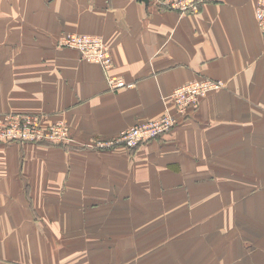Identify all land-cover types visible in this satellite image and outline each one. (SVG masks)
I'll return each instance as SVG.
<instances>
[{
  "label": "crops",
  "instance_id": "0c3cea01",
  "mask_svg": "<svg viewBox=\"0 0 264 264\" xmlns=\"http://www.w3.org/2000/svg\"><path fill=\"white\" fill-rule=\"evenodd\" d=\"M256 3L216 0L182 15L149 0H0V112L64 119L74 135L67 146L0 142V264H73L64 251L75 244L60 249L59 236L115 235L113 219L163 227L172 214L189 221L187 239L153 263L264 264ZM64 31L103 36L114 66L58 46ZM109 76L134 85L112 89ZM205 76L226 85L177 114L168 95ZM167 109L179 123L158 139L96 146Z\"/></svg>",
  "mask_w": 264,
  "mask_h": 264
},
{
  "label": "rangeland",
  "instance_id": "374dc122",
  "mask_svg": "<svg viewBox=\"0 0 264 264\" xmlns=\"http://www.w3.org/2000/svg\"><path fill=\"white\" fill-rule=\"evenodd\" d=\"M213 1H216V0H207L203 3H201L197 9L189 10L186 12H180V14L186 15V14L195 13V12L199 11L204 4L209 3V2H213ZM256 6H257V3H256ZM164 8H166V7H164ZM255 15H256V10H255ZM256 20H257V18H256ZM257 23H258V21H257ZM68 33L82 34V33H78V32L64 31L60 34V36L58 38V43H57L58 46L64 47V46H61L59 44V40L63 35L68 34ZM85 34H89L92 36H98V34H91V33H85ZM99 36H101V35H99ZM101 37L106 41L108 48H109V54L112 57V63L113 64L109 68H105L100 62L91 61L89 59H86L85 57L82 56V54L79 52L78 49H76V48H73V49L77 50L80 53L82 59H85V60L90 61V62L98 63L104 70L108 71L110 68H112L114 66L115 59H114L112 47L110 46V44L107 42V40L103 36H101ZM111 79L118 80V79H122V78H113L111 76L108 77V82H109V85L112 89H118V88H122V87H131L134 85L133 82H128V81H125L124 79H122L125 81L126 85L122 86V87H118L114 83H111ZM197 79H199V78H197ZM219 80H221V79H219ZM190 82H193V80L176 86L175 89L172 91V93L170 95H168V99H170L173 102V105L176 109V113L179 114L180 116L185 117V118H187V116H190L191 114H193L192 112H194L196 109L199 108L198 106L200 105L202 99H204L211 91L218 89V88H215V89L210 90L209 92H205L204 94L199 95L197 97L198 104H199L198 106L189 105L185 109H182V107L177 103V101L174 97V93L176 95L178 88L182 87L183 85L189 84ZM223 82H224V86L221 88H224L226 85L225 81H223ZM221 88H219V89H221ZM179 103L182 104L181 102H179ZM187 104H185V105H187ZM182 105H184V104H182ZM3 113H6V112H0V114H3ZM31 113H34V112H31ZM164 114H169L175 119V122L170 127V129L164 132V133H166V132L172 131L173 129H175L177 127L176 125H178L179 119H177V115L175 113L169 111L168 109L163 114H161L160 116H162ZM44 115L46 118V119H42V125L44 127H51V125H53L54 123H57L59 121H61L63 124L65 123L69 127L71 139L69 141H65V144L69 145L68 143H71L74 140V135H73V132L71 130V126L68 124V122H66L64 119H54V120L48 119L47 114H44ZM160 116H158V117H160ZM158 117H155V118H158ZM162 134H159V135L151 138L148 142H150V141L152 142V141L158 139L160 137V135H162ZM56 140H59V139H53V140L48 139L49 142L53 143L51 145L64 146V145H59V144H63V143H59L60 141H56ZM48 141H46V142H48ZM0 142L1 143H14V142H16V143L43 144L44 141L38 142V141H32V140H25V141H0ZM96 146L100 147L102 145L97 144ZM172 208H174V205H172ZM171 212H179V211L177 209H175L174 211L172 210ZM131 214L132 213H128L127 215H131ZM188 222L189 221L185 222L183 220L178 219V217L173 215V214H172V217L170 219H166L163 227H162V225H157V223L152 224V222L149 220H129V219L114 220L113 219V220L106 221V230L114 232L115 235H106L104 237H102V236H77L76 235V236H71L69 238L64 237V236H59L58 237V243H59L60 249H63V250H65L67 247H70L73 244H75V252H73L70 249L68 251H64V254L68 255L67 258L75 256V258L73 260V264H156V263H159L158 261L163 260L162 247L164 245L176 246L181 239H187V235H184L183 232H184L185 227H187V228L191 227L188 225ZM96 223H97V221H92L91 223H88V224H91L90 227H98L96 225ZM159 227H162L163 229L160 230V229H158ZM133 231L137 232L138 234L137 235H128L127 234L128 232L132 233ZM167 232H170V233L167 234ZM171 254H173V253H171ZM131 256H135V258L131 259ZM152 257H154L157 260L156 261L153 260ZM148 259L149 260L152 259L151 260L152 262L147 263ZM154 261L156 263H153Z\"/></svg>",
  "mask_w": 264,
  "mask_h": 264
},
{
  "label": "built area",
  "instance_id": "2783aa9c",
  "mask_svg": "<svg viewBox=\"0 0 264 264\" xmlns=\"http://www.w3.org/2000/svg\"><path fill=\"white\" fill-rule=\"evenodd\" d=\"M151 2L179 12L195 10L199 5L207 0H150ZM256 18L264 33V0H257ZM59 44L64 47L76 48L83 57L91 61L100 62L105 68L112 66V57L106 41L101 36L89 34L68 33L63 35ZM118 87L125 86L122 79H111ZM131 85V84H130ZM224 82L211 77H201L193 80L189 84L177 89L174 97L177 103L185 109L189 105L198 106L199 95L209 92L215 88H221ZM187 104V105H182ZM42 119H46L44 114L31 112H6L0 114V141H48L59 139V143H65L71 139L69 127L61 121L54 123L51 127H44ZM175 119L164 114L158 118L138 122L137 124L123 130L116 139L111 141L98 140L97 144L110 146L124 144L126 146H138L146 143L151 138L169 130L174 124ZM100 146V147H102Z\"/></svg>",
  "mask_w": 264,
  "mask_h": 264
},
{
  "label": "trees",
  "instance_id": "16d2710c",
  "mask_svg": "<svg viewBox=\"0 0 264 264\" xmlns=\"http://www.w3.org/2000/svg\"><path fill=\"white\" fill-rule=\"evenodd\" d=\"M96 142H97V141H96ZM146 143H148V141H147ZM146 143L140 144V145H138V146H126V145H124V144H115V145H110V146L113 147V146H116V145H124V146H126V147H128V148L136 149V148H138V147H140V146H142V145H144V144H146ZM43 144L51 145V144H53V143H51V142H49V141H48V142L44 141ZM59 145L67 146L65 143H63V144H59ZM102 147H104V146H102Z\"/></svg>",
  "mask_w": 264,
  "mask_h": 264
},
{
  "label": "water",
  "instance_id": "95a60500",
  "mask_svg": "<svg viewBox=\"0 0 264 264\" xmlns=\"http://www.w3.org/2000/svg\"><path fill=\"white\" fill-rule=\"evenodd\" d=\"M145 1H147V0H145Z\"/></svg>",
  "mask_w": 264,
  "mask_h": 264
}]
</instances>
